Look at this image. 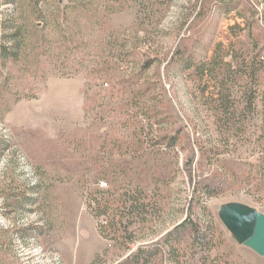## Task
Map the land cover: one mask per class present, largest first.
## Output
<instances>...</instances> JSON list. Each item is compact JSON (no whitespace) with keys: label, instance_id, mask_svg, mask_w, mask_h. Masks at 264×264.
Returning <instances> with one entry per match:
<instances>
[{"label":"rangeland","instance_id":"374dc122","mask_svg":"<svg viewBox=\"0 0 264 264\" xmlns=\"http://www.w3.org/2000/svg\"><path fill=\"white\" fill-rule=\"evenodd\" d=\"M0 44V264H264L218 217L264 213V0H0Z\"/></svg>","mask_w":264,"mask_h":264},{"label":"trees","instance_id":"16d2710c","mask_svg":"<svg viewBox=\"0 0 264 264\" xmlns=\"http://www.w3.org/2000/svg\"><path fill=\"white\" fill-rule=\"evenodd\" d=\"M31 9L33 12L38 13V2H35L32 5ZM19 43L20 42L18 41V39H14L15 48H17L19 46ZM9 56H11V55L8 52V48L6 46L0 44V59L5 60ZM145 66H147V65H144V67ZM196 68L199 69L201 67H200V65H198V66L196 65ZM250 76H252V78L254 80L258 79V77H259L258 69L251 71ZM220 106H221V104H220ZM221 109H223L225 111V113L228 114V107L226 105H224L223 107L221 106ZM227 114H225L226 117H224V125H228L229 127H231V125H233L234 123L237 122V119H235L233 116H231L229 114L227 115ZM188 158L186 159L185 166H186L188 171H191V167L189 165H191L190 163L193 160V156H191V157L189 156ZM190 175L191 174L189 173V178H190V180H192V177ZM224 182L225 181L223 180V178L207 179V178L199 175L198 180L197 181L195 180V182L193 184V189H194L195 193H198V196H202L204 194H206V196H213L215 193H219L221 191ZM110 201H113V203L114 202L118 203L117 199H115V198L113 200L110 199ZM105 202H107V203L100 206L103 209L109 208L108 201H105ZM200 204L202 206V202L200 199H196V200L194 199V201L190 202V205L188 206V209H187L188 211L186 212L185 219L175 227L176 228L175 230H178L184 226H187L189 229V236H190L193 244L210 245L212 242V236H213L212 232L210 231V229L208 227L203 226L200 222H198L196 217H194V215H193V210H192L193 207L192 206H199ZM102 211H103L102 209L98 210V213H102ZM170 235H171V233H169L168 237ZM219 258H223V256L220 254ZM213 262H215V261H213ZM216 263H217V261L215 262V264Z\"/></svg>","mask_w":264,"mask_h":264},{"label":"water","instance_id":"95a60500","mask_svg":"<svg viewBox=\"0 0 264 264\" xmlns=\"http://www.w3.org/2000/svg\"><path fill=\"white\" fill-rule=\"evenodd\" d=\"M218 217L238 244L264 256V213L243 203L228 202L220 205Z\"/></svg>","mask_w":264,"mask_h":264},{"label":"built area","instance_id":"2783aa9c","mask_svg":"<svg viewBox=\"0 0 264 264\" xmlns=\"http://www.w3.org/2000/svg\"><path fill=\"white\" fill-rule=\"evenodd\" d=\"M102 184V183H101Z\"/></svg>","mask_w":264,"mask_h":264}]
</instances>
